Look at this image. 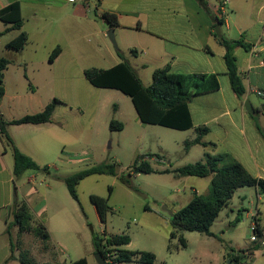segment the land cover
Returning a JSON list of instances; mask_svg holds the SVG:
<instances>
[{
    "label": "crops",
    "instance_id": "1",
    "mask_svg": "<svg viewBox=\"0 0 264 264\" xmlns=\"http://www.w3.org/2000/svg\"><path fill=\"white\" fill-rule=\"evenodd\" d=\"M207 1L211 14L205 12L197 0H95L88 9L81 3L69 0H0V10L20 2L23 17L21 29H12L11 24L0 20V31L4 33L0 35V57H6L10 61L4 72L5 95L0 104V119L12 122L42 112L58 97L57 90L60 84L72 83L71 73L77 72L85 76V70L88 69L85 66L87 60L95 59L100 63L97 65L100 69H108L125 59L146 86L152 83L154 71L168 64L175 73H214L218 74L220 88L195 96L189 105L194 125L192 129L196 130L198 127L210 129L202 140L208 145H198L212 155L228 153L251 174L264 178V162H259L254 150V146L257 145V151L260 149L264 161V143L263 141L261 143L260 135L251 124L245 109L246 101L256 109L259 105L255 102L263 104L264 98V28H259L256 33L252 31L255 25L252 12L260 1L233 0L228 8L227 19L221 26L225 38L242 40L250 45L248 49L241 45L234 48L236 63L244 75L246 85V93L242 99L230 88L226 75L224 55L227 49L216 36L214 37L215 26L212 16L218 15L221 0ZM262 7L263 5L259 12ZM103 12L113 13L118 18L119 25L114 29L120 49L113 48L110 44L106 34L111 27L100 18ZM229 12L237 17L233 26L235 34L240 35L238 38L232 34L233 19ZM261 22L258 19V24ZM21 31H25L29 36L25 47L21 51L7 49V43L15 39ZM57 46L61 47V52L51 62L48 57ZM119 53L125 58L122 59ZM143 77L146 78V83ZM258 92H262L263 95H258ZM255 96L260 97L262 101L260 98L257 100ZM194 102L198 103L197 120L192 109ZM63 105L66 104L62 101L56 107L49 124L10 125L7 132L15 145L38 162L40 161L35 158L37 156L52 159L61 156L58 119L63 112L61 111ZM260 122L264 127V114L260 116ZM27 133L34 134L28 142L24 138ZM41 133L48 135L45 138L38 137ZM236 144L242 145L253 164L254 171L231 151L230 146ZM223 145L228 151L221 150ZM25 148L29 151H25ZM12 156L11 146L4 136H0V185L2 189L4 185L6 186L5 200L0 203V225L4 227L0 231V236L3 237L0 264H5L10 256V241L5 232L7 225L10 226V230L12 226L15 227L13 222L10 224L13 219L10 215V206L15 196L19 198V193L24 190L17 186L14 192L11 188V182L17 179L14 176ZM151 166L157 171L167 169ZM207 179L211 181L210 177ZM193 184V191L200 194L197 183ZM34 193L24 194L28 208L34 213L33 222L35 225H45L43 221L46 218L48 226H45L49 230L50 239L56 240L50 226L46 198L43 197V200L31 208L33 202L31 197ZM3 208L7 209L5 214L1 212ZM254 218L255 223L260 224L258 212ZM125 248L128 249V246ZM45 259L47 261L43 263L54 264L52 258ZM64 263L68 264L62 262Z\"/></svg>",
    "mask_w": 264,
    "mask_h": 264
},
{
    "label": "rangeland",
    "instance_id": "2",
    "mask_svg": "<svg viewBox=\"0 0 264 264\" xmlns=\"http://www.w3.org/2000/svg\"><path fill=\"white\" fill-rule=\"evenodd\" d=\"M259 1L252 12V19L255 21L252 31L255 33L259 28H264V0ZM229 13L233 19L232 34L238 38L240 35L235 34L233 26L237 17L234 13ZM258 19L262 21L261 24H258ZM115 39L117 49H120L116 35ZM110 44L116 48L111 41ZM99 64L92 59L87 60L85 66L88 69L99 68ZM71 76L72 83H62L57 90V98L66 104L61 107L63 112L58 119L61 156L54 159L47 157L50 160L35 157L40 162L35 161L42 167L47 166L48 170H27L11 182L14 192L17 186L24 189L19 193L20 199L24 200L25 193L30 195L35 192L31 197V208L43 200V197L46 198L50 226L56 240L50 239L46 242L33 233L20 235L18 228L12 226L11 235L14 242L20 240V248L12 250L10 247V256L5 264H22L19 256L21 251L26 250L39 264L47 261L45 258H52L54 264H62L84 257L89 264H98L92 233L101 234L104 231L108 235H129L132 241L128 249L154 253V264H229L227 261L232 250H252L256 245L261 248L254 256L247 255L246 259L249 264H264V234L260 236L253 229L256 224L254 216L258 212L260 227L264 231V194H259L257 188L251 186L237 189L229 205L221 211L211 227L214 235L186 231L183 236L187 239L188 246L181 248L179 239L171 237V216L163 208L166 206L173 211L187 205L195 193L192 189L193 183H197L201 195L214 199L209 179L179 176L174 172L187 164L204 161L205 154L209 153L199 145L186 149V141L197 136L196 130L182 131L143 123L128 95L117 89L94 87L81 73H71ZM143 79L145 82L146 78ZM255 98L259 100L260 97ZM255 103L261 109L264 98L263 104ZM197 108L198 103L194 102L192 109L195 111L196 120ZM261 113L264 114L263 111ZM248 116L251 124L255 126V120L250 113ZM113 119L123 123L124 129L112 131L110 122ZM47 135L41 133L38 137L45 138ZM32 136L34 134L27 133L24 138L28 142ZM262 141L261 139V143ZM230 149L254 171L253 164L241 144L230 146ZM221 150L228 151L224 145ZM254 150L259 162H264L262 152L260 149L257 151V145ZM25 151H29L28 148ZM227 155L233 158L232 155ZM144 158L151 165L167 168L170 172L132 171L134 165ZM103 162H116L117 175H91L85 178L77 186L79 201L75 200L63 177ZM124 176L130 179V183L123 180ZM5 188L4 185L3 190L0 185V203L5 200ZM91 195L108 199L110 209L106 222L100 221L91 202ZM240 211L243 218L237 225H233ZM1 212L5 214L7 209L3 208ZM12 222L13 219L10 224ZM43 222L48 226L46 218ZM1 229H4L3 225H0V231ZM252 236H257V241H252ZM2 244L3 237L0 236V246Z\"/></svg>",
    "mask_w": 264,
    "mask_h": 264
},
{
    "label": "trees",
    "instance_id": "3",
    "mask_svg": "<svg viewBox=\"0 0 264 264\" xmlns=\"http://www.w3.org/2000/svg\"><path fill=\"white\" fill-rule=\"evenodd\" d=\"M200 5L205 9V12L211 14L208 8L207 0H197ZM100 18L111 28H116L119 25L118 18L115 14L103 12ZM214 26L224 24V21L217 16H212ZM0 20L11 24L12 29H21L23 27V17L21 14L20 2L13 3L0 10ZM4 33L0 31L2 36ZM217 36L214 33V37ZM29 41V36L25 31L21 33L12 41L7 43L6 48L14 51H21ZM221 43L227 47L224 55V62L226 64V75L228 76L230 85L238 98L242 99L246 93V85L244 82V75L240 72L237 62V57L234 53V48L241 45L245 49L249 48V44L244 43L242 40H229L221 36ZM61 47L57 46L51 53V62L60 54ZM119 56L124 59L125 56L119 53ZM10 61L6 57H0V104L5 95L4 86V72L7 69ZM85 76L90 84L100 87L117 89L128 95L134 105L139 119L143 123L160 125L177 130H190L193 128V120L189 105L193 98L199 94L218 90L220 82L218 74L214 73H175L171 70L168 64L165 67L158 68L154 71L152 76V83L148 86L137 75L132 66L125 61L108 68H89L85 70ZM62 101L55 98L49 103L45 109L37 114L25 116L19 120L7 122L0 119V136H4L7 143L11 146L14 157V176L19 178L27 170L47 171L48 167H41L33 158L22 152L10 137L8 127L10 125L18 124H45L51 122L55 113L56 107ZM262 110L256 108L254 114H250L255 120V128L264 141V127L260 122ZM110 129L112 131H120L124 129L123 123L113 119L110 122ZM210 132L207 127L196 128L197 136L193 140H187L185 145L186 149H190L194 145L201 144L207 146L208 143L203 142V136ZM135 173H169L170 170L157 171L152 168L151 163L147 160L137 162L133 170ZM176 172L179 176H194L199 178H211V190L214 199H208L197 191L194 193L192 199L187 205L176 210L174 216L170 217L172 225V238L179 239V245L185 249L188 246L187 239L184 232L195 231L204 233L208 236H213L211 230L215 220L219 217L221 211L229 205L236 190L245 186L257 188L259 194H264V178L256 177L251 174L240 162L231 158L229 155H212L211 153L205 154L204 161H198L193 164H187L177 168ZM91 175H117L116 162H103L92 167L82 169L72 174L63 177L69 193L71 196L79 201L77 186L85 178ZM126 183H130V179L126 176L123 177ZM112 192V188H110ZM91 202L96 207L101 222H106L107 214L109 212L108 199L91 195ZM25 200L19 199L15 196L12 205L10 206V215L13 218V225L18 227L20 235L24 233H33L40 237L42 240L49 242L50 233L44 224L35 225L33 222V215L28 208ZM243 218L242 211L234 220L233 225H237ZM10 226H7L6 233L9 236L11 249L20 248L18 245L20 240L14 242L10 232ZM254 232L263 236V229L260 224L256 222ZM92 243L94 253H100L103 259L107 260L108 254L116 264H154L156 262V255L148 251L130 250L125 248L131 243V237L127 234L108 235L106 231L101 234L92 233ZM260 245H256L252 250H232L228 263L238 264V261L247 260V255H254L259 250ZM19 260L22 264H39L36 260L26 251H21ZM248 261V260H247ZM49 264V263H42ZM66 264V263H64ZM68 264H89L88 259L80 258Z\"/></svg>",
    "mask_w": 264,
    "mask_h": 264
},
{
    "label": "built area",
    "instance_id": "4",
    "mask_svg": "<svg viewBox=\"0 0 264 264\" xmlns=\"http://www.w3.org/2000/svg\"><path fill=\"white\" fill-rule=\"evenodd\" d=\"M71 2H74V3H81L83 4L86 9L90 8L91 7V4L95 1V0H69ZM233 0H221L220 2V5H219V11L218 12V18L222 19L225 23L226 19H227V15H228V8H229V5L232 3ZM258 95L262 96L263 93L262 92H258ZM256 226V225H255ZM254 226V227H255ZM253 227V229H254ZM257 236H252L250 237L252 241H257ZM112 257H110V254H108V258L106 261L107 264H116L114 262L113 259H111ZM239 263L238 264H249L247 260H241V261H238Z\"/></svg>",
    "mask_w": 264,
    "mask_h": 264
},
{
    "label": "water",
    "instance_id": "5",
    "mask_svg": "<svg viewBox=\"0 0 264 264\" xmlns=\"http://www.w3.org/2000/svg\"><path fill=\"white\" fill-rule=\"evenodd\" d=\"M215 33L217 35L216 37L218 38V41L221 43L222 31H221V25L220 24H217L215 26ZM114 34H115V29L114 28H109V30L107 31L106 35L108 36L109 40L114 44V46L117 48V42H116ZM226 49H228V48L226 47ZM245 109L250 114H254V112H255V109L253 108V106L251 105V103L249 101H246ZM261 110L264 113V105L262 106ZM163 209L165 211H167L170 214L171 217L174 216V212L170 211L169 209H167L166 206ZM95 259H96V262L98 264H107L105 259H103L102 255L100 253H96L95 254Z\"/></svg>",
    "mask_w": 264,
    "mask_h": 264
}]
</instances>
